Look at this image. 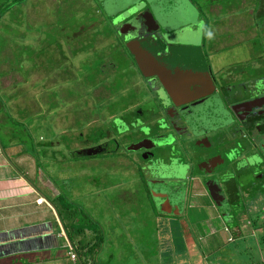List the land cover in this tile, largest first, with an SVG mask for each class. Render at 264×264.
<instances>
[{
  "label": "rangeland",
  "instance_id": "rangeland-1",
  "mask_svg": "<svg viewBox=\"0 0 264 264\" xmlns=\"http://www.w3.org/2000/svg\"><path fill=\"white\" fill-rule=\"evenodd\" d=\"M255 1L147 0L146 4L161 23V13L173 10L177 26L191 23L192 27L185 29L188 34L199 29L197 39L190 41L182 36L180 42L204 49L217 77L237 71L240 75L235 80L240 81L248 76L264 77V14L250 12V8L255 9L250 2ZM137 2L133 1L135 5L129 8L131 0L112 1L115 10L126 9L113 24L137 12ZM101 5V0H25L0 18V144L7 152L10 143L18 150L24 145L31 164L39 165L43 174L34 184L49 199L54 193L60 196L68 215L72 213L77 219L76 225L90 231H84L82 241L89 242L95 234L102 239L94 254L98 264H211L206 257L211 253L220 263L227 258L223 253L230 249L229 237L224 219L213 214L209 197L191 207L185 184L181 193L186 201L171 213L172 204L157 201V189L139 179L141 160H132L135 154L131 144L123 148L114 143L122 140L113 126L120 121L110 120L108 114L126 115L125 123L119 125L124 132L126 122L134 118L128 106L136 102L145 106L149 91L146 78L130 59L122 56L119 46L114 48L118 61H113L114 67L106 71L102 57H108V39L93 35L97 28L103 32L107 25L111 26ZM92 43L100 47L96 49L98 53L91 51ZM101 62L105 64L100 71ZM137 87L141 91L133 92ZM226 115L218 126L228 133L232 122L228 123ZM227 138L226 143L235 146V138ZM31 143L36 150H31ZM87 146L99 151L73 155L76 149ZM255 162L264 168V161L255 157ZM206 201L211 205L206 206ZM227 206V214L223 215L237 211ZM247 210L252 215L261 210L257 225L264 222V197L249 204ZM59 211L61 222L66 224L67 217ZM172 218H176V234L172 237L169 233L165 240L163 225ZM241 221L244 234L251 235L247 234L246 240L230 253L238 262L246 256L243 264L264 262V248L258 247L251 220ZM72 237L73 242L80 238ZM178 241L185 247L182 255L175 252V243L180 247ZM216 261L212 264H218ZM68 264H72L69 259Z\"/></svg>",
  "mask_w": 264,
  "mask_h": 264
},
{
  "label": "flooded vegetation",
  "instance_id": "flooded-vegetation-1",
  "mask_svg": "<svg viewBox=\"0 0 264 264\" xmlns=\"http://www.w3.org/2000/svg\"><path fill=\"white\" fill-rule=\"evenodd\" d=\"M101 1L104 4L101 5L102 10L114 19L126 11L121 8L115 10L112 7L114 0ZM133 1L129 3V8L135 5ZM146 1L138 0V11L124 15L115 24L125 46L128 40H143L149 53L167 59L172 71L178 65L182 66L181 63L190 61L197 73L193 78L189 77L191 80L185 86L184 95H175V98L157 76L145 77V87L149 91L145 111L140 108L133 110L132 105H129L131 113L136 115L129 124L126 122L128 128L124 132L119 125L125 123L126 115L109 113V119L120 121L119 125L113 123L114 131L116 127L120 135L135 132L133 141L127 142L125 146L131 144L135 154L132 160H141L140 166L136 167L139 179H144L147 186L149 180H160L154 187L157 189L156 194L161 195L155 198L160 202H170L171 213H175L173 209L186 201L181 193L186 184L191 198L187 202H191V207L193 204H202L200 199L207 196L213 204V214L219 218L231 216L235 213L233 210L223 215L227 214L224 213L228 209L227 205L237 208V200L249 199L251 194H254L251 200L264 197V168L255 162V157L259 162L264 161V78L248 76L247 79L236 81L240 75L237 71H227L224 77H217L211 68L210 56L204 50H198L197 45L180 42L182 36L189 37L190 41L197 39L199 29L188 34L186 30L192 27L191 23L177 26L173 10L161 13L163 26ZM141 3L145 5L143 8ZM242 75L246 76L244 73ZM202 90L204 95L200 93ZM252 100L255 101L250 102ZM228 111L230 113L226 115ZM223 114L228 123L232 122L228 133L218 126ZM147 126L148 130L144 128ZM214 131L218 133L213 135ZM227 137L235 138V146L226 143ZM255 166L259 168L253 170ZM184 178L189 179V182L186 183ZM161 184H167V188L161 187ZM207 204L206 201V206L211 205Z\"/></svg>",
  "mask_w": 264,
  "mask_h": 264
},
{
  "label": "crops",
  "instance_id": "crops-1",
  "mask_svg": "<svg viewBox=\"0 0 264 264\" xmlns=\"http://www.w3.org/2000/svg\"><path fill=\"white\" fill-rule=\"evenodd\" d=\"M20 147L10 143L8 154L0 144V264H68L67 252L78 239L69 240L55 209L56 193L49 199L34 184L39 171ZM41 195L44 201L37 204Z\"/></svg>",
  "mask_w": 264,
  "mask_h": 264
},
{
  "label": "trees",
  "instance_id": "trees-1",
  "mask_svg": "<svg viewBox=\"0 0 264 264\" xmlns=\"http://www.w3.org/2000/svg\"><path fill=\"white\" fill-rule=\"evenodd\" d=\"M25 0H1V4H0V18L4 17V13L11 9L14 5L16 4H22ZM260 1H263V0H256V8H255V12H257V10L259 11L258 14L261 15L262 13L264 14V3H260ZM260 3V4H259ZM258 6H259V9H258ZM95 15V14H94ZM263 18V17H261ZM107 19H110V23H111V26L110 25H107V29L106 27L104 28L103 32L100 31V29L97 28V30L95 31L94 30V34L95 35L94 37H97L99 35L105 37L106 36V39H108L107 41V44H108V47L106 46V50L109 51V54H108V57L106 55V59L102 57V60L105 61L106 60V71L107 69H110V68H113L114 67V63L113 61H118V57L117 55L114 54V48H117L119 46V49L122 50V56L124 58H128L130 59L131 61V64H133L136 68V64H135V61L132 57V55L129 53V51L127 50L126 46H125V43L124 41L120 40V35L117 33V30L115 28V24H113V21L115 20L112 16H107ZM89 26V25H88ZM122 39V38H121ZM123 42V43H122ZM122 44H123V48H122ZM92 49L91 51H96L97 48L100 49L99 46H95L94 43H92ZM124 49L126 51V53L124 52ZM198 50H201V48H197ZM101 50V49H100ZM204 50V49H203ZM98 53V52H97ZM97 57V56H96ZM125 59V60H126ZM105 63L101 62L99 63V68L98 70L101 71L100 67L103 66ZM132 68V67H131ZM138 69V68H137ZM97 70V71H98ZM139 71V69H138ZM140 72V71H139ZM141 74V72H140ZM105 75V72L103 73V71L101 72V76H104ZM142 75V74H141ZM143 76V75H142ZM264 78V77H263ZM130 88H132V86L130 85ZM138 88V89H137ZM136 89H132L133 92L136 91L139 92L141 91V87H137ZM137 103V102H136ZM136 103L134 104H131L132 105V109L133 108H140L142 109V111H145V106L143 105V103L140 102L141 106H139V104L137 105ZM146 104V103H145ZM142 106H144V108H142ZM127 108V107H125ZM146 113V112H145ZM110 114H114L113 112H110ZM147 114V113H146ZM136 113H133V117H135ZM13 116H10L11 119H14L12 118ZM15 120V119H14ZM133 124H134V121H133ZM114 126V125H113ZM132 128H134V125L132 126ZM146 130H148V126L147 127H144ZM116 134H117V137L118 135L121 137V139L123 140H127V141H122V140H118L117 139V145L118 147L121 145V147L125 146V144L129 141H133V135L135 132H132L131 134H125V135H120V133L117 132V128L115 127V131H114ZM124 136V137H123ZM103 137V135H102ZM123 137V138H122ZM119 138V137H118ZM12 141V140H11ZM115 143V142H114ZM21 144V143H20ZM31 150L33 149L36 150V145L34 143H31ZM77 150V149H76ZM99 151V149L97 150V152ZM101 151V150H100ZM34 163V162H33ZM33 163L30 165L31 166H34L36 167V170L39 171V176L40 178L42 177L43 178V174H42V171L40 170L39 168V165L36 166L33 165ZM126 169L128 170L129 167L127 166ZM37 174V175H38ZM33 175V174H32ZM142 178V177H141ZM257 179V178H256ZM144 181V179L142 180ZM42 182V181H41ZM144 184H146V182L144 181ZM254 194H251L249 196V199L248 198H245L244 200H241V199H238L237 200V211L235 213H233V215L231 216H228L227 218H224L222 217V219H224V228H225V231L228 233V239H227V242H229L230 244V249L229 251H224L226 254L223 253V258L224 257H227L224 259V261L222 262H218L216 261L217 260V257L211 253L210 255L206 256L208 257V261L210 262L211 260V264L212 263H215L214 260L216 261V263L218 264H243V261L245 260L246 256H241L239 254V256L241 257H244V259L242 258L239 262L236 261V259L232 256V254L230 253V250L233 249L234 247H239V245L241 244L242 241L246 240L247 238V234L248 233H245L244 234V231L243 229L241 228V219H246V218H249L252 222V225L254 226V229L256 230V233L258 235L257 237V241H258V247H262V249L264 248V222L262 223H259L257 225V220H258V217H259V211L261 210H258V212H256L254 215V218L252 217L253 215L247 210L248 208V205L249 204H252V203H255V201L257 200H251L250 197H252ZM56 199V202L57 203H60V207H57L55 206V209L58 213V215L60 216V209L62 210V212L64 213L65 217H67L66 219V224L63 223V222H60V224L63 225V227H65L67 229V236L70 239H72V236L73 235H76V237H79L80 238L78 239V242H76V245H73V248L76 250L77 254H78V257H79V262L81 264H98L94 258V254L96 253L95 251L98 250V247L100 245V243L102 244V239H100L99 237L97 238V235L95 234V238L92 237L89 242L88 240H84L82 241V236L85 234V230L86 231H89L87 230L86 228L84 227H80V226H77L76 225V221L77 219H75V216L74 214L70 213V215H68L67 211H68V207L66 205H62V201L60 200L61 197L60 196H57L54 197V200ZM54 204V203H52ZM59 219H61L59 217ZM174 219L176 218H173L172 221H169L167 223H165L163 225L164 227V236H165V240L166 238L168 237V234H172V237L175 236L176 232L174 231V227H175V223L176 221H173ZM230 219V221H229ZM62 220V219H61ZM60 220V221H61ZM243 225H244V222H243ZM182 230L184 232V225L182 226ZM219 230V229H218ZM90 232V231H89ZM219 232V231H218ZM244 234V235H243ZM249 236L251 235L250 233L248 234ZM161 240H163V238L161 237ZM164 240V241H165ZM178 244L180 245L179 248H177V244L175 243V252L178 254H183L184 251H185V247L184 245L182 244V242H179L178 241ZM222 246V245H221ZM200 247V246H199ZM178 249H181V252L178 251ZM69 259V258H68ZM165 262L167 263L168 260H165ZM259 262V261H258ZM258 264H264V262H259Z\"/></svg>",
  "mask_w": 264,
  "mask_h": 264
},
{
  "label": "water",
  "instance_id": "water-1",
  "mask_svg": "<svg viewBox=\"0 0 264 264\" xmlns=\"http://www.w3.org/2000/svg\"><path fill=\"white\" fill-rule=\"evenodd\" d=\"M152 17V16H151ZM154 19L153 17L151 20ZM153 22V20H152ZM146 42L143 40L131 39L126 42V47L129 53L132 55L135 64L141 74L144 77L157 76L164 88L169 92V94L175 98V95L182 97L185 93L184 89L187 83L194 77L197 73L194 65L188 61L187 63H181L178 68L171 70V66L166 58L159 57L158 55L149 53L146 49ZM186 79V81L184 80ZM204 85V84H202ZM207 92V90H205ZM204 95V91L200 92ZM252 100L250 102H253ZM146 141H151L147 139ZM97 147H86L82 149H77L73 152L74 156H87L92 155L97 152ZM159 181L149 180V184L154 187ZM161 195V194H160ZM154 196L159 197L156 193Z\"/></svg>",
  "mask_w": 264,
  "mask_h": 264
},
{
  "label": "built area",
  "instance_id": "built-area-1",
  "mask_svg": "<svg viewBox=\"0 0 264 264\" xmlns=\"http://www.w3.org/2000/svg\"><path fill=\"white\" fill-rule=\"evenodd\" d=\"M43 201V197L39 196L38 198H36V203L40 204ZM68 258L71 261L72 264H81L79 262V257L78 254L76 252V250L73 247H70V249L67 252Z\"/></svg>",
  "mask_w": 264,
  "mask_h": 264
},
{
  "label": "clouds",
  "instance_id": "clouds-1",
  "mask_svg": "<svg viewBox=\"0 0 264 264\" xmlns=\"http://www.w3.org/2000/svg\"><path fill=\"white\" fill-rule=\"evenodd\" d=\"M38 197H39V196H38ZM41 197H43V196L41 195ZM43 201H44V197H43ZM43 201H42V202H43ZM35 202H36V201H35Z\"/></svg>",
  "mask_w": 264,
  "mask_h": 264
}]
</instances>
